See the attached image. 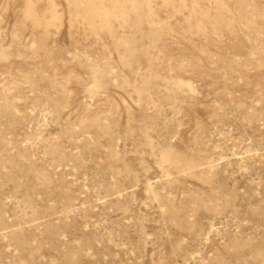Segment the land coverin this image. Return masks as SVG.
Instances as JSON below:
<instances>
[{"label": "rangeland", "instance_id": "obj_1", "mask_svg": "<svg viewBox=\"0 0 264 264\" xmlns=\"http://www.w3.org/2000/svg\"><path fill=\"white\" fill-rule=\"evenodd\" d=\"M0 264H264V0H0Z\"/></svg>", "mask_w": 264, "mask_h": 264}]
</instances>
